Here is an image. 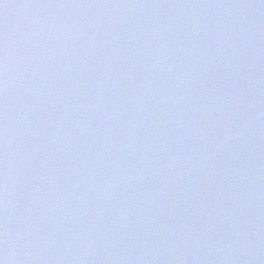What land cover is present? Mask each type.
I'll return each mask as SVG.
<instances>
[{
	"label": "clouds",
	"instance_id": "clouds-1",
	"mask_svg": "<svg viewBox=\"0 0 264 264\" xmlns=\"http://www.w3.org/2000/svg\"><path fill=\"white\" fill-rule=\"evenodd\" d=\"M0 264H264V0H0Z\"/></svg>",
	"mask_w": 264,
	"mask_h": 264
}]
</instances>
